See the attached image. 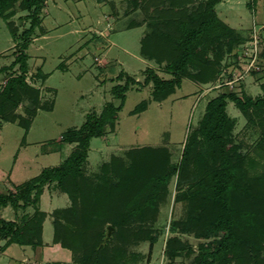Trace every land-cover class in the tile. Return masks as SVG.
<instances>
[{"label": "trees", "instance_id": "16d2710c", "mask_svg": "<svg viewBox=\"0 0 264 264\" xmlns=\"http://www.w3.org/2000/svg\"><path fill=\"white\" fill-rule=\"evenodd\" d=\"M124 1V14L137 12L146 2L147 20L130 25L148 24L150 31L140 39V55L164 66L170 77L151 67L145 70L142 82L127 75L123 84L113 87L119 105L108 102L99 115L90 113L79 128L63 133L64 144L76 145L63 162L43 169L15 191L0 192V213L8 206L16 211L36 208L32 215L25 214L18 220L0 217V243L4 241L0 253L12 244L35 248L44 245V223L49 214L40 209L39 203L49 187L70 199L67 207L53 210L50 217L53 244L69 250L73 260L44 264H137L143 256L133 252L131 246L143 241L153 246L158 242L161 229L155 224L169 203L170 184L177 175L181 192L174 204H181L182 213L170 225L173 234L163 250L166 264H175L178 259L188 260L189 264H264V167L261 173L252 172L255 160L249 151L244 153L248 145L234 134L237 120L227 110L232 102L248 120L254 121L252 112L257 113L255 133L259 137L253 147L264 155V94L253 97L244 89L239 95L226 86L211 97L198 123L189 129L179 160L173 159L167 146H143L127 151L125 158L113 156L98 173H87L91 139L101 136L107 126L115 128L128 90L151 85V100L162 102L181 87L184 79L198 86L214 83L223 70L225 57L250 39L242 38L238 29L219 17L216 6L222 0L201 1L194 8L191 5L196 0ZM45 2L0 0V19L6 22L13 39L17 32L9 19L17 4L30 19V26L17 40L19 52L8 66L12 70L18 65V71L0 90L1 120H19L26 132L38 110L47 108L40 89L27 82V51L33 36L42 30ZM112 8L118 12L116 4L112 3ZM263 61L264 48L255 54L256 64ZM250 72L258 73L254 68ZM37 75L43 81L49 76L42 69ZM118 77L123 78L122 74ZM25 98L32 102V107L26 108L28 117L17 111ZM148 104V100L142 101L132 113L143 112ZM108 226L112 227L110 237ZM191 236L198 241L197 249Z\"/></svg>", "mask_w": 264, "mask_h": 264}, {"label": "rangeland", "instance_id": "374dc122", "mask_svg": "<svg viewBox=\"0 0 264 264\" xmlns=\"http://www.w3.org/2000/svg\"><path fill=\"white\" fill-rule=\"evenodd\" d=\"M201 1L206 0H196L191 7H197ZM112 3L116 4L117 13H114ZM145 4L141 3L137 12L124 14V0H46L41 15L42 30L33 36L27 51V82L40 89L47 108L38 110L27 132L19 120L4 122L0 117V192L15 191L17 186L37 176L43 169L63 162L76 146L64 144L63 133L79 128L88 114L99 115L106 103L119 105L120 100L116 99L113 87L123 84L127 75L142 82L145 70L151 67L170 77L164 66L140 55V39L150 29L145 22L131 28L130 22L147 20L149 11ZM216 11L224 22L239 30L242 38L250 39L238 45L235 54L225 57L223 70L214 83L198 86L184 79L181 87L162 102L151 100V85L134 86L128 90L115 128L107 126L101 136L91 139L86 165L88 174L98 173L101 165L113 156L125 158L127 151L143 146H167L173 153V159L179 160L189 129L198 123L211 97L221 93L226 86L239 95L244 93V89L253 97L264 94V61L252 67L258 71L257 74L248 69L255 51L260 54L264 48V0H222ZM9 22L14 23L17 38H12L6 22L0 19V90L18 71V65L12 70H8V66L19 52L17 40L30 26L28 12L17 4ZM254 37L262 41L257 47ZM209 54L212 55L211 52ZM3 67L6 70L2 71ZM41 69L49 74L45 81L38 78L37 73ZM120 74L123 76L121 80ZM144 100L149 101L147 109L133 114L132 111ZM31 103L29 98H25L17 109L19 114L28 117L26 108L32 107ZM227 110L237 120L234 134L248 145L244 153L249 151L255 160L252 172L261 173L264 155L253 147L259 137L255 133L259 116L252 112L254 121L248 120L232 102L228 103ZM178 179L177 175L173 178L169 203L162 208L155 224V228L161 229L158 242L153 246L149 241L131 246L133 252L143 256L137 264H166L163 250L167 238L173 234L170 225L172 219L182 213L181 204H174L181 192ZM69 204L67 194L46 187L39 203L40 209L49 214L44 223V245L35 248L13 244L0 253V264L71 263V252L53 244L50 217L53 210ZM35 209L29 206L16 211L8 206L1 211V217L18 220L25 214L32 215ZM189 238L197 249L198 241L192 236ZM3 244L0 243V247ZM184 260L178 259L175 264H189Z\"/></svg>", "mask_w": 264, "mask_h": 264}, {"label": "built area", "instance_id": "2783aa9c", "mask_svg": "<svg viewBox=\"0 0 264 264\" xmlns=\"http://www.w3.org/2000/svg\"><path fill=\"white\" fill-rule=\"evenodd\" d=\"M258 38L259 37H254V41H255V47H257V44H258ZM257 51V50H256ZM255 51V53H256ZM252 67H255V55H254V58L252 60V63L250 64V66L248 67V69H251Z\"/></svg>", "mask_w": 264, "mask_h": 264}, {"label": "water", "instance_id": "95a60500", "mask_svg": "<svg viewBox=\"0 0 264 264\" xmlns=\"http://www.w3.org/2000/svg\"><path fill=\"white\" fill-rule=\"evenodd\" d=\"M111 232H112V227H109V228H108V234H107L108 237L111 235Z\"/></svg>", "mask_w": 264, "mask_h": 264}, {"label": "crops", "instance_id": "0c3cea01", "mask_svg": "<svg viewBox=\"0 0 264 264\" xmlns=\"http://www.w3.org/2000/svg\"><path fill=\"white\" fill-rule=\"evenodd\" d=\"M5 208H6V207H5ZM3 209H4V208H3ZM3 209H2V210H3ZM2 210H1V211H2ZM1 216H2V215H1V213H0V217H1ZM2 242H4V241H2ZM2 242H1V243H2ZM12 245H13V244H12ZM10 246H11V245H10ZM10 246H9V247H10ZM9 247H8V248H9Z\"/></svg>", "mask_w": 264, "mask_h": 264}]
</instances>
